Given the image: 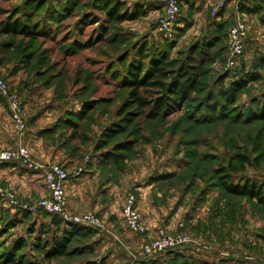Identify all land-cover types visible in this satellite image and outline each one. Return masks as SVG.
Masks as SVG:
<instances>
[{"label":"rangeland","instance_id":"obj_1","mask_svg":"<svg viewBox=\"0 0 264 264\" xmlns=\"http://www.w3.org/2000/svg\"><path fill=\"white\" fill-rule=\"evenodd\" d=\"M113 1L0 0V23L32 12L42 33L29 39L0 32V78L17 98L25 124L18 129L0 97L19 138L14 146L0 147L21 145L33 161L65 168L78 183L66 185L65 214L87 218L86 224H76L87 231L69 244L71 254L47 261L37 244H51L67 221L35 207L49 194L44 178L46 193L35 196L0 184L16 197L12 205L0 198V264H11L4 259L12 253L22 264L100 258L107 264H191L206 258H214L207 261L211 264H238L225 258L226 246L259 259L264 254V207L226 194L217 184L216 171L226 172L230 163L238 169L234 179L246 177L264 185V118H253L264 101V0H215L205 14L179 8L167 32L157 27L165 0H121L130 10L139 3L146 13L118 24L106 21L104 13ZM237 17L246 24L245 42L237 64L229 67L228 31ZM216 35L222 41L204 67L200 91L180 110L151 120L139 116L126 126L125 114L118 115L128 94L122 78L138 60V51L147 58L166 52L170 60L178 59L194 43ZM240 69L260 78L241 92L226 117L207 114L213 102L209 97L220 101L217 91ZM224 74L228 77L221 80ZM86 102H94V108L80 119L78 112ZM118 126H124L122 133L103 148L95 147ZM33 131L41 146L56 155L54 161H44L39 146L25 140ZM122 144L128 148L117 149ZM129 194L135 197L148 237L155 238L160 229L172 236L186 234L189 241L174 250L145 254L141 246L148 237L130 231L122 216ZM59 217L61 224L53 222ZM74 249H82V254L72 253ZM246 260L242 263L250 264Z\"/></svg>","mask_w":264,"mask_h":264},{"label":"trees","instance_id":"obj_2","mask_svg":"<svg viewBox=\"0 0 264 264\" xmlns=\"http://www.w3.org/2000/svg\"><path fill=\"white\" fill-rule=\"evenodd\" d=\"M242 9L250 11L246 7ZM104 13L107 16L106 21L118 24L126 20L132 21L146 12L139 3H135L133 9L130 10L124 1L115 0L111 3V6L104 8ZM34 18L35 16L32 12L25 14L24 17H8L1 21L0 32L14 36L21 35L29 39L39 37L42 33L39 31L40 27L34 21ZM221 41L220 36L216 35L207 41L194 43L186 50L182 58L172 60L166 55V52H158L154 56L147 58L141 51H138V60L126 68L122 78V85L127 89L128 94L118 115L125 114L126 126L133 123L139 116L150 120L164 117L174 111L180 110L183 105L189 102L192 93L200 91L202 88L203 79L206 75L204 67L209 62H212L214 49ZM221 77V80H223L224 77H228V74H224ZM259 78V75L255 72L249 73L240 69L228 85L222 84L220 90L217 91L216 96L220 101L209 95V98H212L213 102L207 105V114L216 118L226 117L227 114L225 112L238 102L241 92ZM93 108L94 102H86L79 110L78 118L85 117ZM253 118H264V101L257 113L253 115ZM123 129L124 126H118L117 128L108 130L105 133L107 139L95 147L98 149L103 148L107 144V141L122 133ZM48 130L49 128L40 131V133H46ZM122 147L128 148L126 144H122L118 145L117 149ZM111 155L109 154L105 159L107 160ZM114 155L118 156L116 153ZM246 160V157H242V163H245ZM237 171L238 169L230 163H228V170L226 172L223 168L217 170L216 172L219 176L218 186L226 194L228 193L237 198L246 197L264 207V185L246 177L234 179L232 174L237 173ZM49 215L55 216L56 214L51 213ZM53 222L61 224L62 219L60 217L54 218ZM86 231V227L66 222V226L60 231L61 234L53 236L51 244H37V248L44 252V258L47 261L65 257L71 254L68 247L72 240L75 237L86 235ZM82 251V249H74L72 253L82 254ZM4 263L22 264L21 261L15 260L13 253L5 257ZM76 264L107 263L104 258H100ZM191 264L211 263L200 261Z\"/></svg>","mask_w":264,"mask_h":264},{"label":"built area","instance_id":"obj_3","mask_svg":"<svg viewBox=\"0 0 264 264\" xmlns=\"http://www.w3.org/2000/svg\"><path fill=\"white\" fill-rule=\"evenodd\" d=\"M243 1V0H237ZM180 0H165L162 10V15L157 22L158 30L161 32H167L172 29L174 22L176 21L177 15L180 12ZM246 24L244 20L237 17L233 22V25L229 28L228 39H229V56L228 66L232 67L237 64L238 59L242 56V51L245 42ZM0 97L6 100L7 105L10 107V113L16 122L18 129H23L25 124L20 115V106L17 98L9 90L7 83L4 79L0 78ZM5 163H18L24 168L32 172H41L42 178H44L45 187L49 192L48 196L40 198L36 201L35 207L42 209L49 214H56L60 216L63 221L75 224H86L85 219L71 217L65 214V202L66 192L65 188L69 180L68 173L62 166L58 164L44 165L33 161L29 154V150L19 145L16 149H3L0 147V164ZM0 198L7 204H16L15 193L9 188L0 186ZM122 216L126 222V226L134 234L148 237L150 233L146 230L140 212L138 211L135 204V197L133 194H129L124 202L122 210ZM155 238L148 237L144 240L141 248L147 255H155L164 251L174 250L184 246L189 241L186 234L172 236L158 230ZM250 264H264L262 258H251Z\"/></svg>","mask_w":264,"mask_h":264},{"label":"crops","instance_id":"obj_4","mask_svg":"<svg viewBox=\"0 0 264 264\" xmlns=\"http://www.w3.org/2000/svg\"><path fill=\"white\" fill-rule=\"evenodd\" d=\"M214 1L215 0H180V10H185L186 12L191 13L205 14L206 12H210V7L214 3ZM148 4L151 5L152 3L148 2ZM6 109L4 107V103H2V101L0 100V145L9 147L18 144L19 138L11 130V127L9 125L10 120L8 110ZM35 132L36 131L28 133L25 140L35 142V144L39 146L40 153L44 156V161L47 162L53 157H56V155L53 153L49 154V151L47 150L48 148H44L41 146V142L37 139V137H35L36 139L34 138V136H36ZM52 161L54 160L52 159ZM74 181L75 179L69 178L67 187L68 185L77 186L78 183H75ZM0 184H10L12 186H15L16 188H19L27 194H32V196L46 193L42 173L28 171L17 163L0 164ZM69 190L71 191V189ZM72 191L76 192V190L74 189H72ZM227 247L228 246H226V248L222 250L223 254L226 256L225 258L235 259L238 264H243V260L254 258V255L250 252H241L235 248L233 249V247L231 246H229L228 248ZM258 258L264 259V254H262ZM205 260L213 262L214 258H211V260L206 258Z\"/></svg>","mask_w":264,"mask_h":264}]
</instances>
